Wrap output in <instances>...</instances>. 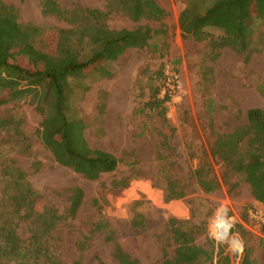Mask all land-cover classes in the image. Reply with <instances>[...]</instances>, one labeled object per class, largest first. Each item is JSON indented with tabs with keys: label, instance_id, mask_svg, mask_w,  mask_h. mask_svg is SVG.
<instances>
[{
	"label": "rangeland",
	"instance_id": "rangeland-1",
	"mask_svg": "<svg viewBox=\"0 0 264 264\" xmlns=\"http://www.w3.org/2000/svg\"><path fill=\"white\" fill-rule=\"evenodd\" d=\"M1 1L16 6L23 22L41 29L35 38V47L41 51L53 53L56 30L70 27L55 16L42 14L36 0ZM57 1L65 9L82 6L106 10V0ZM155 1L167 11L163 20L166 34L157 39L165 45L158 52L126 48L116 60L104 64L106 75L96 71L71 82L73 92L67 114L83 120L84 136L92 148L108 151L120 160L116 170L89 180L59 164L39 138L43 115L26 94L0 105V109L8 108L22 120V132L27 136L21 143L0 133V166L13 161L27 172L26 180L39 193L40 210L52 206L62 213L68 205L67 189L78 186L83 190L84 200L75 217L60 223L50 237L54 255L64 264H94L98 260L119 264L113 257L114 241L104 237L106 227L102 231L92 229L98 221L108 225L121 249L139 264H161L169 218L190 219L191 224L201 226L203 234L196 243L207 248L209 239L215 252L221 250L228 256V264H240L246 248L250 258L264 264V204L254 199L242 176L222 179L220 187L209 194L195 187L181 199L166 200L163 188L168 174L185 177L195 167L197 160L188 157L190 145L194 150L208 151L213 134H227L246 123L249 108L264 110V94L259 90L264 91V21L255 20L258 50L244 59L229 48L214 53L208 42L182 37L178 16L186 0ZM106 23L112 29L159 26L147 20L133 22L118 13L109 15ZM176 60L179 62L174 64ZM160 69L164 78L155 84L160 85L158 97H168L166 126L158 115L135 113L149 97L147 73ZM168 75L175 77L170 83ZM209 98L215 102L212 115L206 111ZM161 145L166 148L160 149ZM158 149L166 155L161 160L156 156ZM214 170L222 176L221 165H214ZM121 179L127 180V186H114ZM94 199L97 203L92 202ZM251 211L260 215L253 217ZM135 212L143 216V225L138 228L131 226ZM217 213H224L230 223L221 236L213 229ZM17 231L21 238H28L25 222L19 223ZM82 232L89 239L80 251ZM174 249V245L168 246L170 256Z\"/></svg>",
	"mask_w": 264,
	"mask_h": 264
},
{
	"label": "trees",
	"instance_id": "trees-1",
	"mask_svg": "<svg viewBox=\"0 0 264 264\" xmlns=\"http://www.w3.org/2000/svg\"><path fill=\"white\" fill-rule=\"evenodd\" d=\"M42 14L55 16L70 25L56 30L54 52L41 51L35 47V38L41 29L31 22L20 19L18 8L0 0V105L14 102L25 94L43 115L39 138L49 148L54 159L86 179L96 180L104 173L116 170L120 160L112 153L92 148L85 136V124L81 118L67 114L73 87L72 80L92 72L106 75L105 63L116 60L126 48H149L158 52L165 42L158 36L166 34L163 20L167 11L155 0H106V10L76 6L65 9L57 0H36ZM121 14L133 22L147 20L159 26L138 25L132 29H112L106 20L111 14ZM264 21V0H186L180 11L178 24L183 38L196 42H208L212 52L229 48L247 59L256 48L255 20ZM214 31H218L215 34ZM161 55L163 53H160ZM179 60L174 61L177 64ZM146 84L149 97L135 110L146 111L165 117L168 97L159 98L163 70L147 73ZM264 94L263 89H259ZM215 102L206 100V111L212 115ZM247 122L234 127L227 134H213L208 151L188 147L190 160L196 159L194 168L185 177L168 174L163 188L166 200L181 199L195 187L204 194L217 190L221 180L231 175H240L250 185L255 200L264 204V110L258 107L246 111ZM22 120L0 109V133L13 141L24 143L27 136L22 132ZM3 137L2 140H4ZM29 143L25 144V149ZM166 147L161 145L160 149ZM157 159L166 157L158 149ZM223 167L219 177L214 165ZM27 172L13 161L0 166V264H64L52 250V232L67 218L75 217L84 200V192L78 186L67 189L68 205L60 213L55 207L40 210L37 206L39 193L26 180ZM121 179L114 186L126 187ZM233 184L232 186H234ZM97 203V200H92ZM25 222L28 238L19 235L17 228ZM143 225V216L135 212L131 226ZM106 227L105 239L114 241L113 257L119 264H139L115 241L114 232L100 221L92 229L102 231ZM241 234L244 231L241 225ZM167 237L163 243L161 264H228L227 255L215 252L212 241L209 247L196 243L203 228L191 224L190 219L169 218L166 222ZM89 236L80 235L78 249L83 251ZM174 245L170 256L168 246ZM215 257H218L215 260ZM94 264H105L98 260ZM240 264H258L250 258L246 248Z\"/></svg>",
	"mask_w": 264,
	"mask_h": 264
},
{
	"label": "bare ground",
	"instance_id": "bare-ground-1",
	"mask_svg": "<svg viewBox=\"0 0 264 264\" xmlns=\"http://www.w3.org/2000/svg\"><path fill=\"white\" fill-rule=\"evenodd\" d=\"M230 226L229 221L226 219L224 213H217L213 221V229L216 230L217 236H221L224 232L228 231Z\"/></svg>",
	"mask_w": 264,
	"mask_h": 264
},
{
	"label": "built area",
	"instance_id": "built-area-1",
	"mask_svg": "<svg viewBox=\"0 0 264 264\" xmlns=\"http://www.w3.org/2000/svg\"><path fill=\"white\" fill-rule=\"evenodd\" d=\"M174 79H175V77L173 75H171V76L168 75L167 76L168 83L172 82ZM250 215L253 216V217H257L258 215H260V213L258 211H251Z\"/></svg>",
	"mask_w": 264,
	"mask_h": 264
},
{
	"label": "water",
	"instance_id": "water-1",
	"mask_svg": "<svg viewBox=\"0 0 264 264\" xmlns=\"http://www.w3.org/2000/svg\"><path fill=\"white\" fill-rule=\"evenodd\" d=\"M236 251V250H235Z\"/></svg>",
	"mask_w": 264,
	"mask_h": 264
}]
</instances>
